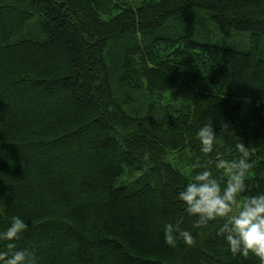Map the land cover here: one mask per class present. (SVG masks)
I'll list each match as a JSON object with an SVG mask.
<instances>
[{
    "label": "trees",
    "instance_id": "obj_1",
    "mask_svg": "<svg viewBox=\"0 0 264 264\" xmlns=\"http://www.w3.org/2000/svg\"><path fill=\"white\" fill-rule=\"evenodd\" d=\"M209 122L264 192V0H0V231L37 264H238L176 199Z\"/></svg>",
    "mask_w": 264,
    "mask_h": 264
},
{
    "label": "clouds",
    "instance_id": "obj_2",
    "mask_svg": "<svg viewBox=\"0 0 264 264\" xmlns=\"http://www.w3.org/2000/svg\"><path fill=\"white\" fill-rule=\"evenodd\" d=\"M195 136L200 153L207 159L201 162L197 158L190 165V181L176 194V199L188 216L196 217L194 228L219 222L216 234L223 238L231 255L238 258V264H241L239 258L246 260L250 255L258 264H264V192L246 194L251 192L247 181L253 168L248 147L242 142L236 143L238 157L213 160L210 154L216 147H224V138L214 131L210 122L200 126ZM213 166L226 179L215 176ZM26 229L27 224L21 217L12 216L8 226L0 231V242H8L7 250H0V264H37L30 249H18L15 244ZM164 240L170 246L178 241L189 247L195 243L190 230L173 224H165Z\"/></svg>",
    "mask_w": 264,
    "mask_h": 264
}]
</instances>
